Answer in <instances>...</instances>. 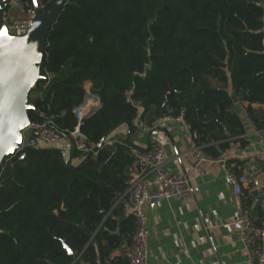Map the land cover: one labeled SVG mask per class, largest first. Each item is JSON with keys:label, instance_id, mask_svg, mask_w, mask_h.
I'll use <instances>...</instances> for the list:
<instances>
[{"label": "trees", "instance_id": "1", "mask_svg": "<svg viewBox=\"0 0 264 264\" xmlns=\"http://www.w3.org/2000/svg\"><path fill=\"white\" fill-rule=\"evenodd\" d=\"M261 1L68 0L46 38L41 76L50 79L32 90L31 105L72 130L73 108L91 83L101 106L81 131L99 149L82 163L76 150L66 157L63 147L34 139L23 160L3 164L0 264H125L111 255L129 243L134 226L114 204L126 188L133 146L128 138L107 140L122 126L133 134L137 116L150 123L183 111L214 158L231 142L246 147L230 95L247 104L262 130L264 117L251 107L264 104ZM52 2L40 0L45 9ZM28 117L39 118L32 109ZM245 203L258 212V204Z\"/></svg>", "mask_w": 264, "mask_h": 264}, {"label": "built area", "instance_id": "2", "mask_svg": "<svg viewBox=\"0 0 264 264\" xmlns=\"http://www.w3.org/2000/svg\"><path fill=\"white\" fill-rule=\"evenodd\" d=\"M260 5L264 13V0ZM41 8L43 11L45 10L42 5ZM35 12L32 0H8L2 16L8 34L24 35L32 27ZM45 78L49 81L50 75L46 74ZM86 85H89L88 89H86ZM83 90L82 102L73 108L76 125L72 130H60L55 124L53 116L38 112L39 118L31 121L26 128L20 131L21 146L5 162L14 158L19 161L24 159L23 149L32 142L27 140L31 134H37L36 140L44 143L55 146L67 145L84 157L89 154L95 157L97 154L95 147L88 142L81 131V126L86 119L83 117L86 114H94L101 103L98 95L92 92L91 83L84 84ZM242 115L251 123L245 107L242 109ZM175 123L183 127L190 142L189 151L192 154L194 174L202 172L203 165L206 163L219 165L225 172L227 184L231 189L232 223L236 227L237 238L244 253L242 264H264V201L258 203V212H253L250 207L246 206L247 176L238 173V163L230 160L225 151L215 158L204 152L205 145L199 142L197 131L185 121L183 111L176 117L165 115L150 123L139 116L132 120V125L135 128L133 137L142 139L147 135L148 145L144 150L131 149L132 162L127 169L126 188L114 204V206L122 205L123 213L131 217L134 226L129 243L125 244L121 251L125 264H148V229L145 207L157 200L184 203L192 192V179L184 174L173 172L167 167L163 145L156 134L158 129L170 133ZM255 133L260 143L264 142V128L256 129ZM242 138L246 142L248 141L246 134ZM25 141L30 143L25 145ZM258 163L264 169V156L258 157ZM257 168V164H254L249 167V171L255 172ZM151 177L154 180L153 188L150 187L148 180Z\"/></svg>", "mask_w": 264, "mask_h": 264}, {"label": "crops", "instance_id": "3", "mask_svg": "<svg viewBox=\"0 0 264 264\" xmlns=\"http://www.w3.org/2000/svg\"><path fill=\"white\" fill-rule=\"evenodd\" d=\"M211 84L223 87L218 82L212 81ZM88 88L89 85H86ZM226 89L229 91L230 86L227 85ZM246 106V103L238 101L234 111L242 117L248 143L240 148L231 142L225 152L230 160L238 163V173L247 176L246 199L257 205L264 201L260 192V188H264V169L258 163V157L264 156V142L260 143L254 125L242 115ZM251 107L264 117V104ZM156 134L162 142L167 167L190 177L192 192L184 203L157 200L145 207L148 264H242L244 253L232 223L231 189L224 170L219 165L206 163L202 172L194 174L190 142L180 124H173L170 133L158 129ZM126 138L133 149L147 148L148 136L135 139L126 126L112 133L107 143ZM69 147L64 145L62 150L67 151ZM65 156L68 155L65 153ZM254 164L258 167L256 171H249ZM148 180L153 188V178ZM113 257L123 258L119 251L114 252Z\"/></svg>", "mask_w": 264, "mask_h": 264}, {"label": "water", "instance_id": "4", "mask_svg": "<svg viewBox=\"0 0 264 264\" xmlns=\"http://www.w3.org/2000/svg\"><path fill=\"white\" fill-rule=\"evenodd\" d=\"M7 3L8 0H0V29H5L2 16ZM67 3L68 0H53L43 11L40 0H32L36 10L32 27L22 36L8 34L16 39H5L0 43V171L5 160L21 146L20 131L30 123L28 111L32 109L39 112L31 104L27 106L28 97L35 86L46 79L41 76V69L47 34ZM230 97L233 104L237 105L236 96L231 94ZM91 115L86 114L83 119ZM37 137V134H31L28 140L33 141ZM98 149L99 146L95 147V151ZM91 158V154L87 155L82 163ZM260 192L264 196V188H260ZM65 248L70 256L74 255Z\"/></svg>", "mask_w": 264, "mask_h": 264}, {"label": "rangeland", "instance_id": "5", "mask_svg": "<svg viewBox=\"0 0 264 264\" xmlns=\"http://www.w3.org/2000/svg\"><path fill=\"white\" fill-rule=\"evenodd\" d=\"M38 94L36 92H33L29 95L28 97V102H27V106H30L32 100L37 96ZM28 136V134L26 135V137ZM27 140H28V137H27ZM30 142L29 141H25V145H28ZM37 143L40 144V145H43V146H47V144L43 143L42 141L40 140H37ZM63 147V146H61ZM65 153L66 155H70L71 153V148L69 147V149L66 151L65 150Z\"/></svg>", "mask_w": 264, "mask_h": 264}, {"label": "snow or ice", "instance_id": "6", "mask_svg": "<svg viewBox=\"0 0 264 264\" xmlns=\"http://www.w3.org/2000/svg\"><path fill=\"white\" fill-rule=\"evenodd\" d=\"M34 2H35V0H34ZM5 39H7L9 41H12V40H15L16 38L12 37V36H9L6 28L5 29H0V43H2L3 40H5ZM65 247H67V245H65Z\"/></svg>", "mask_w": 264, "mask_h": 264}]
</instances>
